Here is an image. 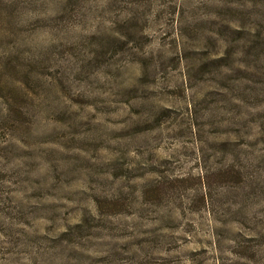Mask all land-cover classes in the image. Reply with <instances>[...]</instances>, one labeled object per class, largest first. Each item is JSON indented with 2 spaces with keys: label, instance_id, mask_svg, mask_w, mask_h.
I'll use <instances>...</instances> for the list:
<instances>
[{
  "label": "rangeland",
  "instance_id": "rangeland-1",
  "mask_svg": "<svg viewBox=\"0 0 264 264\" xmlns=\"http://www.w3.org/2000/svg\"><path fill=\"white\" fill-rule=\"evenodd\" d=\"M0 264H264V0H0Z\"/></svg>",
  "mask_w": 264,
  "mask_h": 264
}]
</instances>
